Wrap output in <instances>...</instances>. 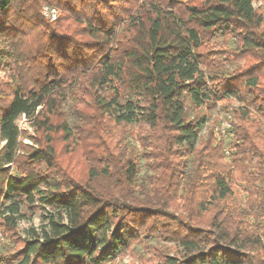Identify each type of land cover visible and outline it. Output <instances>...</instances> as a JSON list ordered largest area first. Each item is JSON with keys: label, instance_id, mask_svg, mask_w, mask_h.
I'll return each instance as SVG.
<instances>
[{"label": "trees", "instance_id": "obj_1", "mask_svg": "<svg viewBox=\"0 0 264 264\" xmlns=\"http://www.w3.org/2000/svg\"><path fill=\"white\" fill-rule=\"evenodd\" d=\"M254 1L0 0V67L16 72L0 83V230L24 208L43 212L15 264H109L140 236L183 248L164 264H264V131L251 118H264V16ZM43 3L59 10L55 24ZM23 28L43 39L28 54ZM226 36L234 49L211 44ZM229 98L244 105L232 158L223 141L200 142L206 118L188 116ZM238 183L244 208L232 201Z\"/></svg>", "mask_w": 264, "mask_h": 264}, {"label": "rangeland", "instance_id": "obj_2", "mask_svg": "<svg viewBox=\"0 0 264 264\" xmlns=\"http://www.w3.org/2000/svg\"><path fill=\"white\" fill-rule=\"evenodd\" d=\"M254 7L262 13L264 16V0H255ZM53 9V10H51ZM41 14L45 21H48L50 24H55V21L58 20L60 12L55 8V5H49L46 3L41 4L40 7ZM24 30V28H23ZM27 32L25 36H22L17 41V46L19 49L25 51L24 54L35 50L40 45L43 44V39L41 40L38 36L37 31H30L25 29ZM10 42V39L8 40ZM211 44L225 49H234L236 46L235 40L229 36L216 39L211 42ZM8 45V44H7ZM228 70L232 71L237 64L228 63ZM10 67L2 66L0 67V83L4 85H12L16 82L15 73H13ZM244 106L239 101H236L233 98L226 100L218 101L216 104L210 103L207 107H191L188 110V116L190 119L197 118H206V123L200 131V142H204L209 135H211L216 141L218 137L216 135V128L220 126V123L224 121L230 115L233 121V129L228 133V135L222 140L226 149L229 150L230 155L228 157L232 158V145L235 142L233 136L234 126L236 124V114L238 108ZM66 114H68V121L71 126L76 122V116L73 115L69 106H67ZM255 114V113H254ZM255 120L256 125H261L262 130L264 131V118L258 115H252ZM18 125L20 129L25 133V143L32 145L33 143L29 140V137L36 136V130L31 125L27 118H20L18 120ZM135 130V129H134ZM3 142L0 140V148L3 146ZM79 158V154H74L73 158ZM141 173L140 177L144 181H148L149 177L153 175V172L148 170L145 165V162H141ZM84 170V162L82 158L79 160L77 165V174L82 175ZM140 183V182H139ZM243 184L238 183L234 185L233 188L237 192L233 197L232 201L239 205L241 208L246 207V193L244 192ZM259 185H264V182L259 183ZM23 214L25 217L17 221L16 228L13 230H6L4 233L0 230V264H15L11 260V255L16 253L23 246V241L29 238V231L32 229H39L42 225L41 216L43 212L40 210H35L31 212L27 208L23 209ZM252 222H254L252 220ZM183 254V248L178 246L176 243L168 241V239L156 238V237H146L140 236V238L134 241L130 248L117 256L109 264H164V258L166 256L170 257H181Z\"/></svg>", "mask_w": 264, "mask_h": 264}, {"label": "built area", "instance_id": "obj_3", "mask_svg": "<svg viewBox=\"0 0 264 264\" xmlns=\"http://www.w3.org/2000/svg\"><path fill=\"white\" fill-rule=\"evenodd\" d=\"M232 129H233V121L230 115H228V117L220 123V126L216 128V135L218 137V141H222ZM225 151H226V155L229 156L230 155L229 150L226 149Z\"/></svg>", "mask_w": 264, "mask_h": 264}]
</instances>
